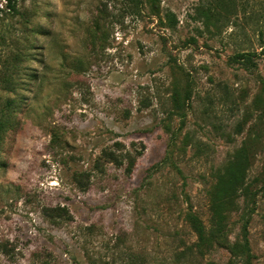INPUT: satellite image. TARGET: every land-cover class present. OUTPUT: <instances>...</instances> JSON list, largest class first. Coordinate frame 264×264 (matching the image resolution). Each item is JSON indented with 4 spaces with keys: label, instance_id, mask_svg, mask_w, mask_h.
<instances>
[{
    "label": "rangeland",
    "instance_id": "obj_1",
    "mask_svg": "<svg viewBox=\"0 0 264 264\" xmlns=\"http://www.w3.org/2000/svg\"><path fill=\"white\" fill-rule=\"evenodd\" d=\"M6 2L0 264H264V0Z\"/></svg>",
    "mask_w": 264,
    "mask_h": 264
},
{
    "label": "trees",
    "instance_id": "obj_2",
    "mask_svg": "<svg viewBox=\"0 0 264 264\" xmlns=\"http://www.w3.org/2000/svg\"><path fill=\"white\" fill-rule=\"evenodd\" d=\"M12 1L13 0H7V2H6V6L8 7V8H14V4L12 3ZM248 56H250L249 55V52H239V53H236L235 55H234V58H237V57H240L244 62H247L248 61ZM1 126V125H0ZM246 146H243L242 148H240L237 152H236V154L234 155V157H235V159H231L230 160V162H229V164H228V168L229 169H231L232 168V166H233V164L235 163V162H238L239 161V159L238 158H236L237 156H239L240 155V158H241V160H242V164H247V160H249V158H250V154H249V148H247V147H249L248 145H247V147L245 148ZM232 174V178H231V185H232V181L234 180V179H237L238 181H239V186L241 185V189H243L244 190V192L245 191H247V189H248V183H245L244 184V175L245 174H243V172H242V169H241V171L239 170V169H237V170H233L232 172H231ZM241 182V183H240ZM234 187L236 188V186L234 185ZM54 211H56V213H57V215H61V211H62V208L61 207H57L56 209H53ZM198 227V226H197ZM202 228H200V229H198V231H200Z\"/></svg>",
    "mask_w": 264,
    "mask_h": 264
}]
</instances>
